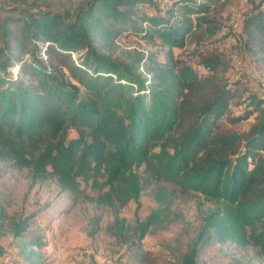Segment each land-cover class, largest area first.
<instances>
[{"label": "trees", "instance_id": "trees-1", "mask_svg": "<svg viewBox=\"0 0 264 264\" xmlns=\"http://www.w3.org/2000/svg\"><path fill=\"white\" fill-rule=\"evenodd\" d=\"M226 4L0 0V162L32 184L54 180L67 211L91 204L92 235L105 230L142 262L145 237L181 222L177 201L191 197L211 208L167 264H206L218 245L263 260L264 96L249 93L232 115L244 77H227V37L217 38ZM129 37L157 51L131 49ZM240 45L264 69V0L243 20ZM246 120V131L230 126ZM144 192L157 208L131 225L121 212ZM34 217L10 211L0 192V240L17 239L25 264H50Z\"/></svg>", "mask_w": 264, "mask_h": 264}, {"label": "rangeland", "instance_id": "rangeland-1", "mask_svg": "<svg viewBox=\"0 0 264 264\" xmlns=\"http://www.w3.org/2000/svg\"><path fill=\"white\" fill-rule=\"evenodd\" d=\"M86 0H72L74 4ZM227 4L221 12L223 30L219 37L226 35L225 59L231 66L230 79L244 77L239 83V97L232 102V115H241L248 104V94L258 93L264 96V69L245 53L240 45L241 24L253 7L262 0H221ZM150 12V10L148 11ZM125 45L131 49L149 53L157 51L148 47L135 37H129ZM10 71L16 73V68ZM253 120L242 121L230 125L233 129L246 131ZM83 187L88 194L90 188ZM0 192L10 206V211H23L26 215H34L36 231L46 244L43 253L50 264H167L169 252L181 236L184 243L195 237L204 212L211 208L210 203L191 197L177 201L176 210L183 216L179 223L166 230L149 233L142 241L146 259L142 262L135 259V253L129 251L127 244H120L100 228L92 235L93 225L90 218L96 216L94 208L85 200H80L73 209L67 211L71 200L61 191L57 183L50 179L43 183L32 184L27 172L11 170L7 164L0 162ZM157 208V203L144 192L138 203L132 201L121 212V217L135 225L143 221ZM101 221V228L111 220L107 212ZM19 242L13 236L0 240L2 257L0 264H25L19 256ZM169 250V251H168ZM206 264H264V259L253 261L248 257L244 261L231 246H215L205 257Z\"/></svg>", "mask_w": 264, "mask_h": 264}]
</instances>
